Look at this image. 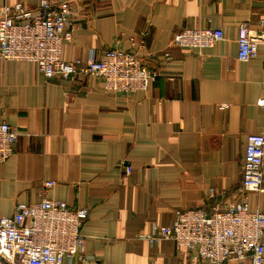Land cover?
Returning <instances> with one entry per match:
<instances>
[{"label": "crops", "instance_id": "1", "mask_svg": "<svg viewBox=\"0 0 264 264\" xmlns=\"http://www.w3.org/2000/svg\"><path fill=\"white\" fill-rule=\"evenodd\" d=\"M38 1L0 0V9L20 2L34 13ZM70 2L63 59L120 47L159 77L147 90L114 93L96 76L47 80L35 62L0 58V122L20 132L0 163V214L61 200L90 210L85 251L107 264H200L147 234L177 210L240 200L247 137L264 132V0ZM243 23L262 37L249 61L237 57ZM186 27H219L225 39L200 52L173 46ZM246 194L264 212V192Z\"/></svg>", "mask_w": 264, "mask_h": 264}, {"label": "built area", "instance_id": "2", "mask_svg": "<svg viewBox=\"0 0 264 264\" xmlns=\"http://www.w3.org/2000/svg\"><path fill=\"white\" fill-rule=\"evenodd\" d=\"M37 5L34 13L20 2L1 7L0 58L35 62L47 80L96 76L114 93L147 90L159 77V70L149 67L139 52L120 47L107 49L100 58L63 59L64 42L73 40L72 4L70 0H39ZM224 39L219 27H186L173 35L171 44L200 52ZM261 39L248 24H241L238 59L255 58ZM131 40L137 43L136 38ZM19 136L16 127L0 122V163L13 155ZM244 156L239 201L212 211L177 210L170 224H154L147 237L174 240L183 257L200 264H264V212L252 211L246 194L264 192V132L248 135ZM89 211L72 209L61 200L17 203L13 214H0V264H107L85 251L82 225Z\"/></svg>", "mask_w": 264, "mask_h": 264}]
</instances>
